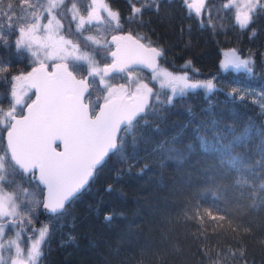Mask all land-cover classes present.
<instances>
[{
  "label": "trees",
  "instance_id": "1",
  "mask_svg": "<svg viewBox=\"0 0 264 264\" xmlns=\"http://www.w3.org/2000/svg\"><path fill=\"white\" fill-rule=\"evenodd\" d=\"M78 2L83 7L86 0ZM108 2L120 11L121 27L117 29L114 21L85 25L79 31L81 38L97 33L103 40L120 32L143 35L150 27L152 39L158 38V45L166 49L160 66L182 72L184 65L194 79H212L217 87L211 93L189 89L174 96L153 81L149 86L161 93V101L171 99V104L166 111L141 114L140 123L128 134L126 160L111 155L98 166L67 215L50 224L42 255L34 264H264V110L248 97L230 95L234 80L264 86V16L241 29L235 9L220 7L228 0H216L217 10L199 17L186 9L183 0H163L157 6L144 0L150 7L137 18L146 22L141 27L126 19L127 0ZM9 3L16 0H3L0 10L9 12ZM12 11L23 14L19 5ZM62 22L67 28L68 19ZM62 34L67 35L64 30ZM69 38L84 48L77 36ZM189 41L191 46L184 51ZM232 48L242 58L255 54L251 73L219 64L225 49ZM84 50L100 53L96 56L99 67L110 60L108 48L91 45ZM30 60L25 50L0 43V61L11 64L14 74L30 71ZM189 60L191 65H185ZM55 62L47 61L50 67ZM70 66L77 77L93 84L85 102L99 105L105 93L99 78L87 75L84 61H70ZM131 76L136 79L129 80L130 85L136 80L148 83L150 71L132 67ZM108 79L127 83L125 73ZM9 88L0 76V109L10 102ZM22 112L18 106L17 113ZM4 129L0 123V154L6 148ZM31 177V173H19L13 184L5 183V190L15 192L22 209L31 208V193L37 187ZM106 212L111 219H105ZM35 215V228L53 219L52 214ZM4 231L5 241L17 239L24 244L27 240L17 225L8 223ZM0 254L8 256L7 243Z\"/></svg>",
  "mask_w": 264,
  "mask_h": 264
},
{
  "label": "snow or ice",
  "instance_id": "2",
  "mask_svg": "<svg viewBox=\"0 0 264 264\" xmlns=\"http://www.w3.org/2000/svg\"><path fill=\"white\" fill-rule=\"evenodd\" d=\"M127 2L130 12L126 19L144 26L146 22L137 18L150 5L144 0ZM162 2L151 0V6ZM183 2L186 9L197 17L217 10L216 0ZM2 4L3 0H0ZM16 5L23 10V14L12 11ZM7 7L9 12L0 10V43L30 54L31 70L14 74L11 64L0 61V76L10 86L12 104L7 112L0 109L3 112L0 123L5 124L7 137L6 148L0 154V218H9L0 222V250L5 248L6 243L10 253L15 249L14 256L0 254V264H34L42 255L41 247L49 236L50 224L67 215L72 202L97 173L98 166L111 155H118L121 162L126 160L128 134L140 123L141 114L146 111L163 112L171 104V99L161 101V93L149 86L153 81L158 80L159 87L170 89L174 96L189 89H205L211 93L217 85L212 79H194L184 65L180 66L181 75L161 67L158 61L166 59V49L158 45V38L152 39L150 33L154 29L150 27L143 35H113L111 41L93 35L81 38L79 31L94 22L104 24L114 21L117 29L121 27L120 11L112 9L108 0H89L83 7L78 0H16L15 4L9 3ZM220 7L235 9L234 18L241 29L248 28L258 17L264 16V0H228ZM156 11H159L158 7ZM101 12L107 13V21ZM65 19H68L67 28L62 22ZM73 22L75 31L72 29ZM62 30L67 35L62 34ZM186 31L190 33V27ZM73 35L84 41V48L91 45L108 49L114 47L108 53L111 63L99 67L96 56L100 53L85 51L81 43L69 38ZM190 46L189 41L183 50ZM254 55H244L242 58L238 49H229L224 53L222 66L227 68L231 65L251 73ZM47 61L57 62L49 70ZM70 61L86 62L87 75L98 77L99 83L104 85L107 93L103 96L104 111L96 112L95 108L100 109V105H93L90 100L85 102V94L91 95L93 84L87 78L78 79ZM191 63L189 60L185 65ZM134 65L151 69L148 83L136 80L134 90L130 85L120 84L116 87L109 83L108 78L114 73H126L130 81L136 79L131 76ZM33 89L35 99L28 103V94ZM236 93H240V99H244L239 88H233L230 95ZM150 100L161 104V107L154 108ZM18 106L27 114H18ZM260 107L264 110V104ZM121 131L125 132L124 136L120 135ZM57 141L62 144V151L54 146ZM132 143L135 146V138ZM17 170L19 173H31V178L37 184L31 193V208L24 206L27 211L17 202L15 192L5 190L6 182L13 184V178L19 174ZM38 212L52 214L53 219L40 224L38 228L29 229L27 226L37 221L35 214ZM104 215L106 220L112 218L110 212ZM4 223L25 225V230L29 232L28 240L31 241L26 259L21 258L24 249L18 240H4ZM31 232L38 235L33 237Z\"/></svg>",
  "mask_w": 264,
  "mask_h": 264
},
{
  "label": "rangeland",
  "instance_id": "3",
  "mask_svg": "<svg viewBox=\"0 0 264 264\" xmlns=\"http://www.w3.org/2000/svg\"><path fill=\"white\" fill-rule=\"evenodd\" d=\"M89 3V0H86V3H85V5H87ZM45 15H47V13H45ZM101 15L102 16H104V18L107 16V13L106 12H101ZM43 22H46V20L45 21H43ZM93 24H98V23H96V22H94ZM93 36H96L97 38H99V39H101V40H103V38H101V36H100V34H92ZM227 50H229V49H225V51H227ZM225 58V57H224ZM222 61H223V59H220L219 60V64L220 65H222ZM57 62V61H56ZM54 64V63H53ZM52 64V65H53ZM87 64V63H86ZM88 67V66H87ZM161 67H163V66H161ZM168 70L169 71H173V70H170L169 68H168ZM175 72V74H177V75H181V74H183V72H180V71H174ZM152 75V71H150V76ZM201 80H206V79H201ZM140 81V80H139ZM142 82H144V81H142ZM157 84H159V81L157 80V81H155ZM109 83L110 84H112V85H114V86H116V87H119V85L120 84H118V83H112L110 80H109ZM135 83L136 82H134L133 83V85L131 84H129L130 86H131V88L134 90V85H135ZM145 83V82H144ZM125 85H127V83L125 84ZM233 88H239V89H241V91L243 92V94H244V97H248V98H250V99H252V100H254L259 106L261 105V104H264V86H263V84H261L260 86H257V87H252V86H250V85H248V84H246V83H242L241 81H239V80H234L232 83H231V85H230V89H232L233 90ZM168 89V88H167ZM169 90V92H170V94H172V92H171V90L170 89H168ZM130 91H131V89H130ZM107 93H106V90H105V93H104V95H106ZM237 95H239L240 96V93H236ZM102 100H103V98H102ZM103 102V101H102ZM12 107V104H11V97H10V102H9V104L8 105H6V106H4L3 107V112H7L10 108ZM3 112H2V116H3ZM36 235H38L37 233H35L34 235H33V237H35ZM15 240H17V239H15ZM21 244V247L24 249V253H23V255H22V257L21 258H24V259H26V252H27V248L28 247H30V244H31V241L30 240H28V238H27V240H26V242L24 243V244H22V243H20ZM8 255H15V249L13 248L12 250H11V253L9 252V254Z\"/></svg>",
  "mask_w": 264,
  "mask_h": 264
},
{
  "label": "water",
  "instance_id": "4",
  "mask_svg": "<svg viewBox=\"0 0 264 264\" xmlns=\"http://www.w3.org/2000/svg\"><path fill=\"white\" fill-rule=\"evenodd\" d=\"M128 33H129V32L113 33V34H111V35L108 37V41H111V38H112L113 35H127ZM111 50H114V47L111 48V49H109L108 52H110ZM109 63H111V58H110V60H109L108 62L101 64L100 67L103 68L105 64H109ZM133 67H138V68L144 69V70H146V71H151V69L145 67L144 65H134ZM49 70H51V68H50ZM125 74H126V73H125ZM126 77H127V85H129V82H128V81H129V79H128V74H126ZM77 78L80 79V78H83V77H77ZM32 91H33V96L27 101L28 103H30L31 100H34V99H35V95H34L35 90L33 89ZM129 91H130V89H129ZM99 105H100V109L97 107V108L95 109V111H96V112H98V111H104V110H105V108H104V101L101 102ZM21 114H27V113H26V110H23V112H22ZM2 136H3L4 144H5V147H6V144H7V137H6V131H5V129H4V131H3ZM56 143H58V146H56V147H57V150H58V151H62V150H63V146H62V144H61L59 141H57ZM54 146H55V145H54ZM36 175H38V173H36ZM104 217H105V215H104ZM31 228H35V225L33 224V225L31 226Z\"/></svg>",
  "mask_w": 264,
  "mask_h": 264
},
{
  "label": "flooded vegetation",
  "instance_id": "5",
  "mask_svg": "<svg viewBox=\"0 0 264 264\" xmlns=\"http://www.w3.org/2000/svg\"><path fill=\"white\" fill-rule=\"evenodd\" d=\"M52 64H53V63H52ZM49 69H50V68H49ZM7 219H9V218H0V222H3V220H7ZM7 225H8V223H4V224H3V227L6 228ZM18 229H19V234H20V232H23V235H24L26 238H28V233H26V232L23 230V228H22L21 225L18 226Z\"/></svg>",
  "mask_w": 264,
  "mask_h": 264
}]
</instances>
